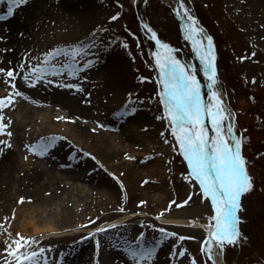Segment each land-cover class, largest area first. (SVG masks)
I'll return each mask as SVG.
<instances>
[{
	"label": "rangeland",
	"instance_id": "1",
	"mask_svg": "<svg viewBox=\"0 0 264 264\" xmlns=\"http://www.w3.org/2000/svg\"><path fill=\"white\" fill-rule=\"evenodd\" d=\"M33 2L28 0L14 9L8 20L0 21L5 22L4 28L0 24V68L19 73L15 89L11 87V78L0 73V97L7 96L2 91L7 88L23 93L27 99L17 97L30 107L52 103L67 111V122L86 128L89 140H94L95 135L106 138L113 134L128 146L135 140L131 130L133 117L142 114L147 119V133L159 141L152 152L143 156V161L149 157L148 161L157 158L165 163L166 192H161L163 208L156 210L161 202L153 200V187L148 188L150 198L138 191L131 195L125 191L123 180L129 174L122 177V169L129 167L125 163L132 162V155L124 147L100 146L102 157L114 158L103 163L101 157L68 136H35L28 126L24 128V122L16 123L15 113L6 108L7 119L19 125V131L10 126L7 130L20 141L19 146L28 157L21 159L19 148L0 145V248L5 255L0 251V264H18L7 248L13 239H19L17 233L30 238L20 229L18 216L12 218L11 206L20 204L21 198L26 203H41V217L55 215L60 232L30 238L35 243L19 249L13 244L16 255H30L49 244L59 248L53 263L51 258L44 257L48 264H136L130 258L131 249L154 248L151 260H141L139 264H213L201 250L207 237L202 226L167 222L158 217L180 211L189 221L210 223V217L215 215L210 198L203 196L198 182L190 176L187 162L171 134L157 66V60L163 63L170 49L171 56L185 65L190 75H195L202 103L214 105L207 77L201 71L207 63V58L201 59L203 46L193 39L190 28L175 15L174 6L167 0H37L36 5L29 6ZM183 3L188 15L209 32L215 52L220 49L222 61L217 64L216 86L234 117L236 136L231 137L241 140L239 151L253 185L250 192L240 197V242L227 246L223 258L226 264H264V7L257 0ZM7 9L6 2L0 3V15L6 14ZM114 16L117 19L113 20ZM157 40L168 49H161ZM77 47L80 51L75 63L83 71L76 76H69L65 70L64 74L36 81L35 87L29 86L31 80L23 79L33 67L49 66L41 63L48 53L58 49L71 52ZM69 62L70 58L61 56L51 60L50 65L62 68ZM89 62L91 66L84 67ZM21 63L25 65L23 70L18 67ZM66 84L74 87L61 86ZM131 108L136 109L135 114L126 115ZM29 115H33V110ZM200 119L208 129L207 136H214L207 112ZM45 145L47 150L41 154ZM40 160L49 167L50 174L53 166L60 170L59 175L50 178L49 185L41 188L31 182L35 178H40L42 184L47 180L39 176L45 170L34 163H42ZM112 166L119 167L118 172L112 171ZM71 174L91 185L77 180L78 186L74 185ZM67 177L70 178L66 182ZM151 179L153 186H162L158 177ZM143 184L141 181L140 186ZM56 185L60 190L53 187ZM103 188L108 190L112 203L106 202L108 195ZM43 196L54 197L55 201L44 202ZM60 197L65 199L58 200ZM142 201L145 203L141 205ZM172 201L176 203L169 210ZM121 207L123 212L119 211ZM161 229L176 235L165 237ZM178 251L185 255H174ZM19 264H24L23 259Z\"/></svg>",
	"mask_w": 264,
	"mask_h": 264
},
{
	"label": "snow or ice",
	"instance_id": "2",
	"mask_svg": "<svg viewBox=\"0 0 264 264\" xmlns=\"http://www.w3.org/2000/svg\"><path fill=\"white\" fill-rule=\"evenodd\" d=\"M7 3V13L0 15V21H6L14 14V9L24 5L28 0H0V3ZM180 5L177 10V15L183 14L186 19L190 21V25H194L196 22L188 15L187 10L184 8L183 0H178ZM113 20L117 17H113ZM145 27H147L145 25ZM149 31H151L149 29ZM190 31H195L194 28H190ZM203 31L202 29L200 30ZM152 38L156 39V34L152 32ZM207 41V48L204 49V55L201 59H208V63H205L201 68V71L205 73L207 79L211 84L216 83V71L212 61L214 57L212 55L211 37L204 38ZM161 49H168V46L161 44L159 40L156 41ZM127 47V45H125ZM10 51V49L8 50ZM79 47L74 48L71 52L67 49H58L48 53L44 60L41 61L43 65H49L46 67H33L27 76H24L25 81L31 80L29 86L35 87L36 81H42L46 76H56L65 73V70L69 76H76L79 72L83 71L82 68L76 67L75 59L79 53ZM171 50L168 49L166 58L163 63L157 60V66L160 69V84L163 85V91L161 93L162 102L166 105L167 119L169 120V126L171 134L173 135L176 143L179 145V150L184 160L190 169V176L198 182L200 190L205 198H210L215 215L210 217V223L207 233V238L204 241L202 251L209 255L210 259H213V248L215 246L223 253V250L229 246L238 244L240 242V233L237 230V224L239 220L237 218V212L240 210V197L252 190L251 177L248 175L245 169V161L240 154L241 140L237 139L230 145L226 142L222 135V129H224V121L226 119L225 113L228 112L223 102L219 99V95L216 92L212 93V96L216 98V103L203 104L201 100L200 89L197 87V80L195 75H190L189 71H186V66L171 56ZM70 58V62L63 65L62 68H57L55 65H50L51 60H55L59 57ZM11 63V62H9ZM91 62L85 64L84 67H90ZM19 69L23 70L25 65L21 63ZM210 71V75H209ZM0 73H3L6 77L11 78V87L16 88L14 81L19 73L14 74V70H5L0 68ZM8 83V81H6ZM48 83H52L51 80ZM67 88H73L74 85L66 84L61 85ZM77 91L82 89L77 88ZM23 96V93L19 91L9 92L7 96L0 97V136L6 135L11 137L13 133L7 129L11 125V120H7L5 123L4 109L11 108L15 104V97ZM166 97V101L163 98ZM27 99L26 96H23ZM211 99V98H210ZM136 112L135 108L128 110L126 115L132 116ZM207 112L212 125V131L214 136L209 138L207 136L208 129L203 126L200 119L201 114ZM228 113V116H231ZM57 119L63 120L64 117H58ZM74 122V121H73ZM226 132L231 139L233 132V125L227 124ZM163 136L164 134L161 133ZM167 143V141H165ZM0 145H4L7 148H11L12 145L7 140L0 139ZM31 150V149H30ZM47 145L43 146L41 154L46 152ZM2 151V149H0ZM147 183V181H145ZM127 197L125 196V199ZM191 199V196L189 197ZM19 203H24V199L21 198ZM145 202H141V205ZM169 204V210L172 204ZM187 201H185V204ZM184 204H176V207H183ZM119 211L123 212L124 208L121 207ZM214 221V225L211 223ZM3 226L0 225V228ZM115 227V225H113ZM6 231V230H5ZM99 232L105 231V229H98ZM164 232L163 229L160 230ZM11 234L9 233V236ZM94 235V234H93ZM165 237L175 233L164 232ZM19 239H13L10 244H7L9 255L19 262L23 259L24 264H48L46 258H44V249L41 248L39 252L33 251L30 255L21 254L16 255V250L12 249V245L15 244L19 249L22 246H28L35 243L34 239L25 238L17 233ZM180 239H185L181 237ZM22 241V243H21ZM7 243V242H6ZM154 248L152 249H131L130 258L139 264V261L145 262L151 260L154 255ZM183 257L184 251H178L174 253Z\"/></svg>",
	"mask_w": 264,
	"mask_h": 264
},
{
	"label": "bare ground",
	"instance_id": "3",
	"mask_svg": "<svg viewBox=\"0 0 264 264\" xmlns=\"http://www.w3.org/2000/svg\"><path fill=\"white\" fill-rule=\"evenodd\" d=\"M36 1L37 0H34V2L31 3L32 5L30 4L29 6L32 7L34 4L36 5ZM167 1L172 6L180 7L178 0H167ZM257 1L260 5H262L264 7V0H257ZM68 4L71 5V2H69ZM180 16L184 17L183 14H181ZM12 22H14V21H12ZM0 24H1V28H4L5 22H2ZM185 24L188 26V28H194L195 29V31H191L193 39L198 41L204 47V49H206L207 48V41L204 38L210 37L208 31L205 28H203L202 29L203 31L201 32L200 31L201 29H200L197 22L194 25H190V21H187V23H185ZM211 44H212V42H211ZM212 55L214 57V60L212 61V63H213V66L215 68V71L217 73L216 53L214 51L213 44H212ZM207 63H208V59H207ZM210 74L211 73L209 71V75ZM207 81H208V85H207L208 92H209L210 96L213 98L214 103H216V98L212 96V93L216 92L219 95V99L223 102L224 106L228 110V112H226L224 114L226 117V119L224 121L225 130L222 131V135H223V138L225 139V141L229 142L231 145L232 143H234V140L232 137H231V139H229V136L226 132V127H227V124L231 123L233 125L234 135L236 136V131H235L236 127H235L234 117L232 115L228 116V113H231L229 106L225 101L224 94L220 90H218L216 83L211 84V82L209 80H207ZM2 91L4 92V94H7L10 92L9 90H7V88L3 89ZM14 99H15L14 106L11 108H7V109L9 110L10 113H15L16 117H13V119L16 120L15 121L16 123L18 122V120H20V123L24 122V124H25L24 128L28 126L29 129L33 131L32 133H35V136H47V135H58V136H64V137L68 136L70 139H74L77 144H82V146L86 150L92 152L97 158L100 159V157H101L102 159H100V160H102L103 163L107 162V160H113L114 158L109 159L108 156L107 157L105 156V158L102 157L103 152L100 149V146L104 147V145L105 146L108 145V146H106V148H109V149L112 146L119 148V149L121 147H124L125 150L127 151V153L129 155H132V162L125 163L129 167H126L127 169H125V170L122 169L123 170L122 177L126 176L125 174H129V176H126L125 180H123L125 191L127 193H129L130 195H131L132 191H136V192L138 191V192L142 193L144 196L148 195V197L150 198L151 195H149V192H148V190H150V189H148V188L153 187L152 189L156 190V191H154L155 193L152 194V196L154 197V198L152 197L153 200L156 198L159 202H161V205L158 204L159 206H157L156 210H158V209L161 210V208H163L162 197L164 196V193H161V192H163V191L166 192L165 191L166 190V184H164L163 181L165 180L167 169H166L165 163H163L161 161V159L155 158V160L148 161L149 160V157H148L146 161H143L144 160L143 156L146 155L148 152H152V150L157 147V143L159 141L157 138H154L151 134L147 133V128H148L147 121H146L147 119L142 114H139L138 118L133 117L134 120L132 123V129L131 130H132V137H133V139L135 138V140H133L132 145L128 146V145H124L123 142H121V139H119V137L115 138L114 137L115 135H113V134H110V136L109 137L107 136L106 138L103 136H100V135H95L94 140H96L97 142H95L92 139L89 140L87 138L88 137L87 136L88 135L87 129L86 128H79V127L73 125L72 123L67 122L66 121V117H68L67 111L63 110L61 107H59L57 105L39 104L38 106L31 105V107H30V105L26 101L23 102V100H21L20 97H15ZM32 110H33V115L30 116L29 114ZM4 116L6 118L5 119V123H6L8 120L7 119L8 117L6 114ZM58 117H64L65 119L59 120V119H57ZM36 118H39V120H41V122L38 123ZM16 123H12L10 125L11 130H14V128L19 129V127H18L19 125ZM18 129H17V131H19ZM136 136H137V138H136ZM1 137H3V139L7 140V142H9L12 145V147L17 148V149L19 148V151L21 153V154H19V157L21 159L28 157V155L25 154V151L21 150V148L19 146L20 141H18L15 138L16 137L15 135L14 136L12 135L11 137H7L6 135H4ZM24 137L27 138L28 136L25 135ZM26 140L29 141V138H27ZM120 157H122V156L120 155ZM41 162L42 163H38V162H34V163H35V165H39L41 168H43L45 170V171L42 170L43 172L39 176L41 178H46L47 180L45 182H43V184L40 182V178H37V179L35 178V180L31 181L35 185H38L40 188L44 184L49 185L48 182L51 181L50 178H54V177H56L55 175H59V171H60L58 167L53 166V169H54L52 171L53 174H50L47 171L49 169V167L43 161H41ZM111 168H112L111 169L112 171H117L119 169V167L116 168L114 166H112ZM71 175H72V178L67 177L65 179V181L70 178V179H72L74 185H76V186H78V183L75 182V180H77L79 182H83L87 185L88 184L91 185V183L85 181V179L81 180L78 177L77 178L74 177L73 174H71ZM155 176L158 177L160 180H162V182H161L162 186H156L155 187L151 184L152 183L151 178L155 177ZM146 178H148V180ZM141 181H143L144 183H145V181H147V183L143 184L141 187L140 186ZM53 187L58 188L59 186L56 185ZM81 187L84 189L86 188L84 185H82ZM57 191L58 190L56 189L54 192H57ZM103 192L108 195V190L106 188H103ZM42 198H44V200H42L44 202L48 201V199L55 201L54 197H48V196L44 197L43 196ZM61 198H63V197H60L58 200H60ZM67 198L74 199L70 196H68ZM63 199H65V197ZM106 202L112 203L111 196L108 195V199L106 198ZM39 208H42L41 203H39V204L38 203H26V201H24V203L15 204L14 207L11 206L12 218L15 217V215L18 216V219H19L18 225H20V229L26 233V237L33 238L36 236H50V235H54V234L59 233L60 228H59L58 224L56 223V218L53 217L55 215L52 216L49 214V215H46L44 217H41V215H39ZM74 214L76 215V213H74ZM75 215H74V218L76 217ZM158 217L164 221H167V222L169 221V222L183 223V224L192 223V225L202 226L206 230V236H207L209 223L206 221H200L197 219L189 221V220L183 218V215L180 211H174L172 213H169V215H166V216L160 215ZM79 222H82L81 218H80ZM58 248L59 247H57V246H52L49 244L46 245V247L44 248V250H45L44 251V255H45L44 257L48 256L49 259L51 258V263H53V261L57 260ZM213 250H214L213 252H214L215 261L218 264H226L224 259H223L222 253L215 246V244H213ZM0 251H1V254H3L2 256H5L2 248H0ZM50 251H52V253ZM60 257H62V256H60Z\"/></svg>",
	"mask_w": 264,
	"mask_h": 264
},
{
	"label": "trees",
	"instance_id": "4",
	"mask_svg": "<svg viewBox=\"0 0 264 264\" xmlns=\"http://www.w3.org/2000/svg\"><path fill=\"white\" fill-rule=\"evenodd\" d=\"M217 51H218V62L220 63L222 61V55L220 49H218Z\"/></svg>",
	"mask_w": 264,
	"mask_h": 264
},
{
	"label": "water",
	"instance_id": "5",
	"mask_svg": "<svg viewBox=\"0 0 264 264\" xmlns=\"http://www.w3.org/2000/svg\"><path fill=\"white\" fill-rule=\"evenodd\" d=\"M200 29H202V28L200 27Z\"/></svg>",
	"mask_w": 264,
	"mask_h": 264
}]
</instances>
